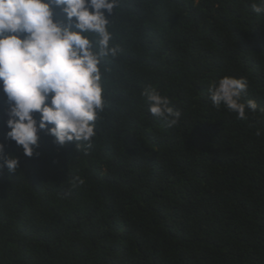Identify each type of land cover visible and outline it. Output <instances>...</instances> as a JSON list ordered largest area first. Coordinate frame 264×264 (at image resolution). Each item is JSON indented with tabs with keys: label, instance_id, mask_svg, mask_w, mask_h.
Segmentation results:
<instances>
[{
	"label": "trees",
	"instance_id": "trees-1",
	"mask_svg": "<svg viewBox=\"0 0 264 264\" xmlns=\"http://www.w3.org/2000/svg\"><path fill=\"white\" fill-rule=\"evenodd\" d=\"M252 3L119 0L91 147L42 131L24 155L0 88L3 157L19 159L0 169V264H264V14ZM55 19L67 23L59 8ZM224 76L248 81L242 101L259 107L246 120L213 106ZM147 84L177 125L148 111Z\"/></svg>",
	"mask_w": 264,
	"mask_h": 264
},
{
	"label": "clouds",
	"instance_id": "clouds-1",
	"mask_svg": "<svg viewBox=\"0 0 264 264\" xmlns=\"http://www.w3.org/2000/svg\"><path fill=\"white\" fill-rule=\"evenodd\" d=\"M118 3L0 0V88L7 97L6 123L10 129L6 138L14 141L24 155L36 154L42 131L60 145L73 142L91 147L104 107L100 65L105 57H116L120 51L110 45L107 18ZM56 8L67 23L55 19ZM252 10L264 14V0H253ZM90 34L99 37L95 45ZM247 88L245 78L224 76L211 84L208 93L216 109L224 107L237 114V119L246 120V110L255 113L259 107L254 100L242 101ZM140 95L153 116L165 120L169 127L178 124L181 113L155 86L145 85ZM37 113L39 120L35 118ZM4 150V143H0V169L17 172L18 157L4 158Z\"/></svg>",
	"mask_w": 264,
	"mask_h": 264
}]
</instances>
